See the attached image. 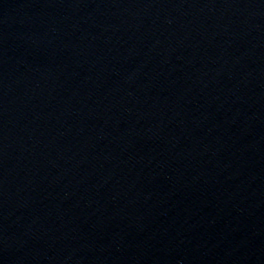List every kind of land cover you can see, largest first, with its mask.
Segmentation results:
<instances>
[{"label":"water","instance_id":"95a60500","mask_svg":"<svg viewBox=\"0 0 264 264\" xmlns=\"http://www.w3.org/2000/svg\"><path fill=\"white\" fill-rule=\"evenodd\" d=\"M0 264H264V0H0Z\"/></svg>","mask_w":264,"mask_h":264}]
</instances>
